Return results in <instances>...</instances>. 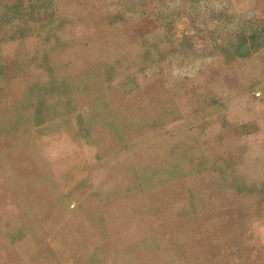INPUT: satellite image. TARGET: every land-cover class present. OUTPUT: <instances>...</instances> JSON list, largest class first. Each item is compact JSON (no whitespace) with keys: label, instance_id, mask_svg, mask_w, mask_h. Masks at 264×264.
<instances>
[{"label":"rangeland","instance_id":"1","mask_svg":"<svg viewBox=\"0 0 264 264\" xmlns=\"http://www.w3.org/2000/svg\"><path fill=\"white\" fill-rule=\"evenodd\" d=\"M0 264H264V0H0Z\"/></svg>","mask_w":264,"mask_h":264},{"label":"bare ground","instance_id":"2","mask_svg":"<svg viewBox=\"0 0 264 264\" xmlns=\"http://www.w3.org/2000/svg\"><path fill=\"white\" fill-rule=\"evenodd\" d=\"M62 89H64V88H62ZM89 95H90V99L95 100L94 92L89 93ZM96 98H97V97H96ZM26 115H27V114H26ZM26 115H25V116H26Z\"/></svg>","mask_w":264,"mask_h":264}]
</instances>
